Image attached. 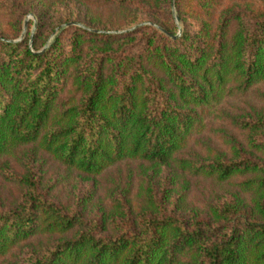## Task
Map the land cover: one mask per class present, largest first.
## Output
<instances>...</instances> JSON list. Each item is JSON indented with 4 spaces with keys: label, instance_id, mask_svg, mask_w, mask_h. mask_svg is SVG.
Returning a JSON list of instances; mask_svg holds the SVG:
<instances>
[{
    "label": "trees",
    "instance_id": "trees-1",
    "mask_svg": "<svg viewBox=\"0 0 264 264\" xmlns=\"http://www.w3.org/2000/svg\"><path fill=\"white\" fill-rule=\"evenodd\" d=\"M0 7V264H264V106L223 107L260 84L264 105V0ZM52 161L152 172L133 205L58 202Z\"/></svg>",
    "mask_w": 264,
    "mask_h": 264
},
{
    "label": "rangeland",
    "instance_id": "rangeland-1",
    "mask_svg": "<svg viewBox=\"0 0 264 264\" xmlns=\"http://www.w3.org/2000/svg\"><path fill=\"white\" fill-rule=\"evenodd\" d=\"M173 11H174V17H175V12L179 15V13L175 8V5H173ZM7 19L8 17L6 13L3 12V7H0V23L3 24ZM26 20H27L26 27L25 26L23 27V31L21 35L17 39H15L16 41L23 40L26 36H28V34H30L31 37L32 34L34 35V33L36 32L37 16L34 13H29L24 18V22H23L24 25ZM177 25H178L177 34L180 36L184 29L183 23L181 21V17H180V22ZM54 35L55 34H53L52 36ZM52 39L53 37H51L46 44L51 42ZM44 47L45 46H43V48ZM260 88H263L261 84L258 85L256 88H254L251 91V93L248 94L247 97L232 98L226 101L223 107L226 108L227 110H234L237 106L246 107L250 105H255L259 109L263 108L264 105L261 102H259L257 99H255ZM51 165L53 167L52 177L54 178L55 183L58 184L57 192L55 193L56 196L54 197L58 202H64L67 200L73 202L79 196H84V194L87 193L88 191L94 190L96 194V197H94L96 199L95 202H97L98 200L108 205V202L110 200L113 201L114 198L113 197L109 198L108 196H106L107 189L113 188L115 189V194L113 196H120L119 194L122 193L125 195L126 198H129L131 200L130 203L131 205H133L135 204V194L138 191L137 187L142 177L147 172L148 173L152 172V167L150 165L137 161H130V162H122L116 165L115 167L108 170L104 175L97 176L96 178H86L83 175L79 174L78 172L70 171L66 168V166L60 165L56 162L52 161ZM157 175L160 177L159 174ZM197 188L198 187H194L190 191V200L193 199V195L195 194V192H197L196 191ZM205 190L206 189L203 188V192Z\"/></svg>",
    "mask_w": 264,
    "mask_h": 264
},
{
    "label": "water",
    "instance_id": "water-1",
    "mask_svg": "<svg viewBox=\"0 0 264 264\" xmlns=\"http://www.w3.org/2000/svg\"><path fill=\"white\" fill-rule=\"evenodd\" d=\"M173 5H174V2H173ZM175 20H176L177 24H179V22H180V16L176 12H175ZM26 24H27V20L25 21V25H24L25 27H26ZM67 25H80V26L85 27L83 24L78 23V22H70V23L65 24V26H67ZM157 28L161 29L164 33L168 34L172 38L179 37L178 34L177 35H172V34L168 33L165 29L161 28L160 26H157ZM95 31H98V30H95ZM32 37H33V34L31 36V42H32ZM18 40H20V39H18ZM7 41H16V40H7ZM50 45H51V42H49L48 44H46L45 47L42 50H40V52L46 50Z\"/></svg>",
    "mask_w": 264,
    "mask_h": 264
}]
</instances>
